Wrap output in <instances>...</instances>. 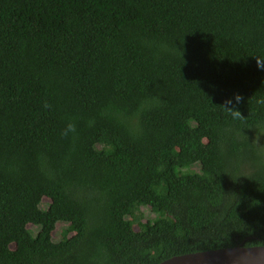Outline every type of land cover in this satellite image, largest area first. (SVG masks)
Instances as JSON below:
<instances>
[{
    "label": "trees",
    "instance_id": "trees-1",
    "mask_svg": "<svg viewBox=\"0 0 264 264\" xmlns=\"http://www.w3.org/2000/svg\"><path fill=\"white\" fill-rule=\"evenodd\" d=\"M239 245L264 246V0H0V264Z\"/></svg>",
    "mask_w": 264,
    "mask_h": 264
},
{
    "label": "water",
    "instance_id": "water-1",
    "mask_svg": "<svg viewBox=\"0 0 264 264\" xmlns=\"http://www.w3.org/2000/svg\"><path fill=\"white\" fill-rule=\"evenodd\" d=\"M159 264H264V246H234L176 255Z\"/></svg>",
    "mask_w": 264,
    "mask_h": 264
},
{
    "label": "rangeland",
    "instance_id": "rangeland-1",
    "mask_svg": "<svg viewBox=\"0 0 264 264\" xmlns=\"http://www.w3.org/2000/svg\"><path fill=\"white\" fill-rule=\"evenodd\" d=\"M193 169H194L195 171L199 170L198 167H195V168H193ZM49 201H50V200H49L48 198L45 197V198L43 199V204H42V206H43L44 208H46V207L48 206V204H49ZM141 211H142L143 214H144V218H143L144 221H146V220L149 219V218H153V217L155 216V213L151 210L150 207H142V208H141ZM66 226H67V224L64 223V222H60V223H58L57 228L55 229L54 234H53V236H54V240L58 241V240L61 239L62 231H63L64 228H66ZM28 227H29L34 233H36V232L38 231V229H39L37 226H34V225H32V224L28 225ZM135 228H136V229H139L138 226H136Z\"/></svg>",
    "mask_w": 264,
    "mask_h": 264
}]
</instances>
